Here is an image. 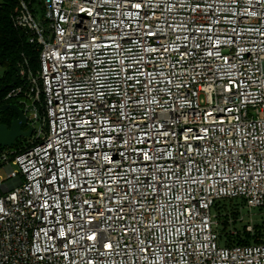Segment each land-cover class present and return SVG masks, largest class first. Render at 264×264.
<instances>
[{"label":"built area","instance_id":"built-area-1","mask_svg":"<svg viewBox=\"0 0 264 264\" xmlns=\"http://www.w3.org/2000/svg\"><path fill=\"white\" fill-rule=\"evenodd\" d=\"M38 4L12 15L38 67L1 100L43 114L0 149V264H264L215 211L264 208V0Z\"/></svg>","mask_w":264,"mask_h":264},{"label":"trees","instance_id":"trees-1","mask_svg":"<svg viewBox=\"0 0 264 264\" xmlns=\"http://www.w3.org/2000/svg\"><path fill=\"white\" fill-rule=\"evenodd\" d=\"M25 2L33 9L36 8L34 3H38V0H25ZM17 5L18 0H0V66L3 67V72L0 75V105L16 103L17 101L15 98L6 101L1 100L5 93L22 84L19 75L15 77V81L12 83L13 76L17 73V67L19 70L21 67H30L33 70L38 67L36 45L29 42L28 32L15 26L13 22L12 15ZM15 116L16 114L12 110L0 112V123L9 126ZM29 144L30 137H19L11 148L19 151ZM239 204L242 206V201L238 199H224L216 203L215 211L219 224L220 242L227 246L264 242V220L255 222L252 231H247L245 224L239 225L240 223L236 221L240 211ZM231 218L232 223L230 224L228 221Z\"/></svg>","mask_w":264,"mask_h":264},{"label":"water","instance_id":"water-1","mask_svg":"<svg viewBox=\"0 0 264 264\" xmlns=\"http://www.w3.org/2000/svg\"><path fill=\"white\" fill-rule=\"evenodd\" d=\"M16 75L13 76V81L15 77L19 74V68H16ZM3 89V87H2ZM5 110H12L16 116L12 118L10 125L0 123V148L12 147L15 140L19 137H30L32 134V126L27 122L25 115L22 112V108L16 103H5L0 105V112ZM26 126L27 129H23Z\"/></svg>","mask_w":264,"mask_h":264},{"label":"rangeland","instance_id":"rangeland-1","mask_svg":"<svg viewBox=\"0 0 264 264\" xmlns=\"http://www.w3.org/2000/svg\"><path fill=\"white\" fill-rule=\"evenodd\" d=\"M34 6L38 9L39 8V4L38 3H34ZM3 72V67L0 66V75ZM22 108V112L25 115L27 122L31 125V126H36L38 120L40 119V117L43 114V110L38 107L36 109H30V108H23L22 106H19ZM36 112L37 113V117L35 119H29L28 118V113L29 112ZM25 129H27L26 126H24ZM12 168H16V166L12 165ZM242 208L241 211L238 212V217L236 219V221L238 223H240L239 225L245 224V228L247 231H252V226L255 222H259L261 220H264V208L260 209V208H253L251 210L243 208L241 206V204H239V208ZM242 217V219H241ZM230 224L232 223V218L228 221ZM219 225V224H218ZM247 225L251 226V230L247 229ZM229 228H231V226L229 225ZM234 230V229H232ZM217 231L219 232V227H217Z\"/></svg>","mask_w":264,"mask_h":264},{"label":"snow or ice","instance_id":"snow-or-ice-1","mask_svg":"<svg viewBox=\"0 0 264 264\" xmlns=\"http://www.w3.org/2000/svg\"><path fill=\"white\" fill-rule=\"evenodd\" d=\"M136 7H140V5H136ZM63 235V234H62ZM94 238V237H93ZM108 247H111V245H108Z\"/></svg>","mask_w":264,"mask_h":264},{"label":"flooded vegetation","instance_id":"flooded-vegetation-1","mask_svg":"<svg viewBox=\"0 0 264 264\" xmlns=\"http://www.w3.org/2000/svg\"><path fill=\"white\" fill-rule=\"evenodd\" d=\"M23 129H25V128H23Z\"/></svg>","mask_w":264,"mask_h":264}]
</instances>
